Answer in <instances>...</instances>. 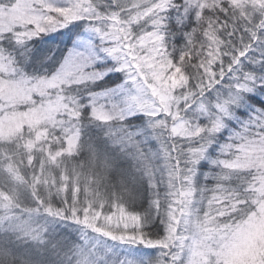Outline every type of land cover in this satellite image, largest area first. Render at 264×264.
I'll return each instance as SVG.
<instances>
[{
    "label": "snow or ice",
    "instance_id": "1",
    "mask_svg": "<svg viewBox=\"0 0 264 264\" xmlns=\"http://www.w3.org/2000/svg\"><path fill=\"white\" fill-rule=\"evenodd\" d=\"M0 264H264V0H0Z\"/></svg>",
    "mask_w": 264,
    "mask_h": 264
}]
</instances>
